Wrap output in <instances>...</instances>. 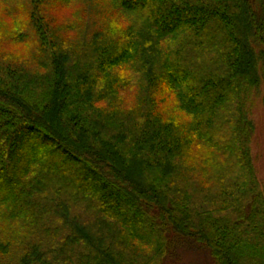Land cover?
Instances as JSON below:
<instances>
[{"label":"trees","instance_id":"trees-1","mask_svg":"<svg viewBox=\"0 0 264 264\" xmlns=\"http://www.w3.org/2000/svg\"><path fill=\"white\" fill-rule=\"evenodd\" d=\"M263 88L264 0H0V264H264Z\"/></svg>","mask_w":264,"mask_h":264},{"label":"rangeland","instance_id":"rangeland-1","mask_svg":"<svg viewBox=\"0 0 264 264\" xmlns=\"http://www.w3.org/2000/svg\"><path fill=\"white\" fill-rule=\"evenodd\" d=\"M264 90V88H263ZM252 118L257 125V131L252 141V152L258 175L264 183V99L253 110ZM179 246L173 261L167 264H214L210 254L201 247L196 249V245L185 241Z\"/></svg>","mask_w":264,"mask_h":264}]
</instances>
